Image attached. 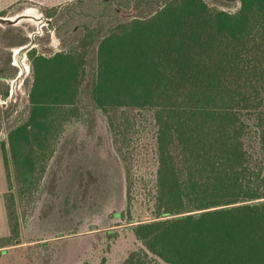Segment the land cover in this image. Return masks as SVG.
Instances as JSON below:
<instances>
[{"label": "trees", "instance_id": "1", "mask_svg": "<svg viewBox=\"0 0 264 264\" xmlns=\"http://www.w3.org/2000/svg\"><path fill=\"white\" fill-rule=\"evenodd\" d=\"M240 2L236 11L208 0L52 7L62 10L59 38L72 41L49 56L29 52L28 113L10 127L7 142L0 140L10 229L0 248L22 243L19 206L35 200L85 88L106 117L126 173L128 210L114 215L130 214L142 243L122 264H264V0ZM0 37L8 49L0 56L1 100L17 70L11 48L29 35L8 26ZM144 109L157 125V173L154 218L138 221L129 211Z\"/></svg>", "mask_w": 264, "mask_h": 264}, {"label": "rangeland", "instance_id": "2", "mask_svg": "<svg viewBox=\"0 0 264 264\" xmlns=\"http://www.w3.org/2000/svg\"><path fill=\"white\" fill-rule=\"evenodd\" d=\"M226 1L228 3L224 4L220 0H208L211 5L228 11H236L241 5L240 0ZM17 8L11 9L6 17L0 16V28L13 26L28 34V42H34L33 50L38 54L49 56L70 45L72 38L66 37L63 44L55 30L61 9H45L53 26L40 28L31 20L9 22L7 19L15 17ZM17 47L11 48L12 54ZM6 52L8 49L3 47L0 37V56ZM21 63V66L15 64L17 70H12L14 74L5 81L9 96L0 100L3 121L0 140L5 142L10 127L24 120L30 105L32 60L28 55ZM5 110L11 113L8 119ZM137 125L141 140L134 166V199L129 212L135 220L146 221L154 218L150 191L157 173V125L153 112L141 110ZM1 153L0 145V236H4L8 223L2 192L8 190V185ZM13 182L17 194L14 175ZM127 206L126 173L113 145L106 117L92 105L83 88L79 112L65 124L35 200L25 207L19 206L22 243L0 248V264H122L131 251L142 246L132 229L135 223L129 222L130 214L124 218L114 215L127 213Z\"/></svg>", "mask_w": 264, "mask_h": 264}, {"label": "crops", "instance_id": "3", "mask_svg": "<svg viewBox=\"0 0 264 264\" xmlns=\"http://www.w3.org/2000/svg\"><path fill=\"white\" fill-rule=\"evenodd\" d=\"M71 1H74V0H0V13L2 11H6V10H9V12H10L11 9H13V8L15 9V8H17V6H21V7L17 8L15 16H17L19 14H23V13H33V14L46 15L44 12L45 9L52 8V7H59V6H62L68 2H71ZM6 16H2V17H6ZM1 155H2V161H3L2 167H3V171H4V176H5L7 185H8L3 152L1 153ZM5 192L6 191L4 190L2 193H3L4 209H5V214H6V207H5V200H4ZM6 218H7V214H6ZM7 223H8V228H7V232L4 233L5 234L4 236L8 235L10 232L8 218H7ZM3 224H4V222H3ZM0 237H2V236H0Z\"/></svg>", "mask_w": 264, "mask_h": 264}, {"label": "water", "instance_id": "4", "mask_svg": "<svg viewBox=\"0 0 264 264\" xmlns=\"http://www.w3.org/2000/svg\"><path fill=\"white\" fill-rule=\"evenodd\" d=\"M9 22L16 23L20 20H31L37 22L39 27L42 28L45 25H48L50 28L53 26L52 19L49 16L43 14H33V13H23L19 14L13 18L7 19ZM34 42H28L24 45L18 46L14 50V64L21 66V60L29 55V52L33 49Z\"/></svg>", "mask_w": 264, "mask_h": 264}]
</instances>
